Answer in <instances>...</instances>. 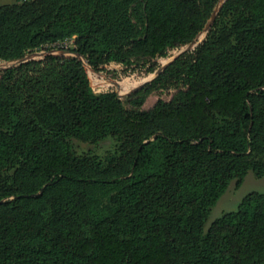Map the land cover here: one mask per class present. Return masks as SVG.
Returning <instances> with one entry per match:
<instances>
[{"label": "trees", "instance_id": "1", "mask_svg": "<svg viewBox=\"0 0 264 264\" xmlns=\"http://www.w3.org/2000/svg\"><path fill=\"white\" fill-rule=\"evenodd\" d=\"M17 1L0 6V264H264L263 192L204 231L232 180L264 174V0H223L206 29L219 0ZM56 48L85 64L31 55ZM107 137L106 163L70 142Z\"/></svg>", "mask_w": 264, "mask_h": 264}, {"label": "rangeland", "instance_id": "2", "mask_svg": "<svg viewBox=\"0 0 264 264\" xmlns=\"http://www.w3.org/2000/svg\"><path fill=\"white\" fill-rule=\"evenodd\" d=\"M20 2L21 1L17 0H0V6ZM65 41V43H67V47H72L75 41V36L73 35L70 38H67V40L65 39ZM40 51L41 50H38L37 52ZM164 95L165 93L161 94V96ZM167 96L169 97V93H166V97ZM155 99V95H151L148 98L149 102ZM70 142L77 155H88L99 162L106 163L108 157L115 156L116 141L112 137H107L96 143L82 142L74 138H71ZM252 191L264 193V174L257 175L255 172L249 170L239 184L236 183V180H232L224 193L216 201L215 205L210 207L209 215L204 224V231L207 230L214 219L218 218L227 211L235 210L241 199L247 193Z\"/></svg>", "mask_w": 264, "mask_h": 264}, {"label": "water", "instance_id": "3", "mask_svg": "<svg viewBox=\"0 0 264 264\" xmlns=\"http://www.w3.org/2000/svg\"><path fill=\"white\" fill-rule=\"evenodd\" d=\"M223 0H219L218 3H217V6L216 8L214 9L213 13L211 14L210 18L208 19V21L206 22L205 26H204V29L208 28L212 22L214 21V18L218 12V10L220 9L221 7V4H222ZM197 37L198 35L191 41L189 42L187 45H185L184 47H182L180 50H178L175 54H174V57H177L179 56L180 54H182L183 52L187 51L188 49H190L193 45V43L197 40ZM45 53H50V54H59V53H63V54H71L73 56H77L79 57L83 63L85 64V60L80 57L76 52H72V51H69V50H65V49H51L49 51H40V52H34V53H31V55H36V54H45ZM171 61V60H169ZM169 61H167L161 68H163Z\"/></svg>", "mask_w": 264, "mask_h": 264}, {"label": "built area", "instance_id": "4", "mask_svg": "<svg viewBox=\"0 0 264 264\" xmlns=\"http://www.w3.org/2000/svg\"><path fill=\"white\" fill-rule=\"evenodd\" d=\"M64 46H67V43H64Z\"/></svg>", "mask_w": 264, "mask_h": 264}]
</instances>
